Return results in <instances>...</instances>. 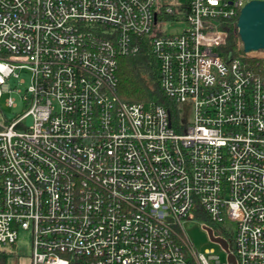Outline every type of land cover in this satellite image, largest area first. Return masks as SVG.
<instances>
[{
  "label": "built area",
  "instance_id": "obj_1",
  "mask_svg": "<svg viewBox=\"0 0 264 264\" xmlns=\"http://www.w3.org/2000/svg\"><path fill=\"white\" fill-rule=\"evenodd\" d=\"M249 1L0 0V98L27 106L0 123V250L25 231L33 264H264V49L224 28ZM144 50L170 105L119 95Z\"/></svg>",
  "mask_w": 264,
  "mask_h": 264
},
{
  "label": "trees",
  "instance_id": "obj_2",
  "mask_svg": "<svg viewBox=\"0 0 264 264\" xmlns=\"http://www.w3.org/2000/svg\"><path fill=\"white\" fill-rule=\"evenodd\" d=\"M225 29L228 31V46L227 51L236 55L238 52V45L240 44V37L237 34L235 21L227 20ZM243 48L240 47V51ZM247 63L257 66V59L249 58ZM151 72L153 74V82L150 83L146 74ZM118 79H119V95L123 100L131 102H146L157 101L170 105L171 101L166 99L162 94L156 75V69L150 62L147 50L142 51L138 55H125L119 58L118 66ZM155 80V81H154ZM219 233V231H218ZM8 255L3 250H0V263L4 264Z\"/></svg>",
  "mask_w": 264,
  "mask_h": 264
},
{
  "label": "rangeland",
  "instance_id": "obj_3",
  "mask_svg": "<svg viewBox=\"0 0 264 264\" xmlns=\"http://www.w3.org/2000/svg\"><path fill=\"white\" fill-rule=\"evenodd\" d=\"M165 1H169L173 3L178 0H165ZM168 29L172 30L171 27H168ZM239 42L240 44L238 45V49H237L238 52L236 53L237 55L240 52H242V50L240 51V47L243 48V44L241 40ZM23 75L26 76L25 73H23ZM146 76L150 81V83H152L153 74L149 72L148 74H146ZM12 83L14 84L13 80ZM5 97L6 95L0 98V123H6L7 120H11L15 118L17 115L22 114L24 113V111L27 110V106L23 102L19 103L18 107L16 108L5 105ZM186 114L187 116L191 115L190 112ZM23 121L26 125H30L33 123V118L27 117ZM185 230L188 237L194 243L196 249L199 252H204L205 249L214 247L217 250V252L221 255L223 260L227 259L226 252L223 251L221 246L210 239L208 232L204 229V223L202 221H198V220L187 221L185 224ZM227 230L230 234H232L235 231V226L230 224L227 227ZM229 241L232 242L231 239H229ZM3 251L6 252L8 255L4 264H33V246H32L31 236L28 232L25 231L21 232L16 244L5 246Z\"/></svg>",
  "mask_w": 264,
  "mask_h": 264
},
{
  "label": "water",
  "instance_id": "obj_4",
  "mask_svg": "<svg viewBox=\"0 0 264 264\" xmlns=\"http://www.w3.org/2000/svg\"><path fill=\"white\" fill-rule=\"evenodd\" d=\"M237 29L244 52L264 49V0H251L244 5L237 19ZM204 229L212 241L227 248V241L216 237L208 226H204ZM229 259L230 264H236L233 255Z\"/></svg>",
  "mask_w": 264,
  "mask_h": 264
},
{
  "label": "bare ground",
  "instance_id": "obj_5",
  "mask_svg": "<svg viewBox=\"0 0 264 264\" xmlns=\"http://www.w3.org/2000/svg\"><path fill=\"white\" fill-rule=\"evenodd\" d=\"M257 53V52H256ZM259 53V52H258ZM253 54H255V52H253Z\"/></svg>",
  "mask_w": 264,
  "mask_h": 264
}]
</instances>
